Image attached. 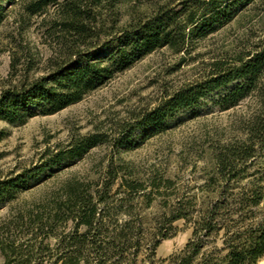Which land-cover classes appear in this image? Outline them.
Here are the masks:
<instances>
[{
    "label": "trees",
    "instance_id": "trees-1",
    "mask_svg": "<svg viewBox=\"0 0 264 264\" xmlns=\"http://www.w3.org/2000/svg\"><path fill=\"white\" fill-rule=\"evenodd\" d=\"M102 1L0 0V21L7 6L18 5L27 16L47 15L48 8L54 7L55 16L47 21L45 34L56 44L43 74L22 78L0 91V120L22 125L35 115L54 114L160 48L187 50L195 40L229 23L254 2L170 0L122 27L105 31L96 11ZM19 49L11 51V67L21 58L31 60L27 47ZM214 93L221 109L232 108L246 97L254 99L255 107L244 125L245 139L217 151L215 168L208 178V183L215 185L213 196L203 200L198 209L191 201L178 200L150 228L135 211L131 196L143 184L125 177L131 176L126 165H110L99 183L68 182L62 199L38 207L35 215L29 212L28 221L20 225L26 226L30 235L9 239V224L0 227L1 264L257 263L264 256V167L252 172L248 168L264 154V42L230 61H215L201 79L170 92L136 115L132 123L122 125L116 137L87 133L49 153L38 166L11 171L0 179V203L14 199L40 172L79 158L102 143L109 142L114 148L133 147L135 132L142 138L160 132L178 112L195 110L201 100ZM3 136L0 130V140ZM117 178L118 187L126 186L130 194L115 201L110 190ZM181 218L191 222V237L179 251L156 258L160 241L174 234L172 223ZM67 223L70 225L65 230ZM50 238L52 243L47 240Z\"/></svg>",
    "mask_w": 264,
    "mask_h": 264
},
{
    "label": "rangeland",
    "instance_id": "rangeland-1",
    "mask_svg": "<svg viewBox=\"0 0 264 264\" xmlns=\"http://www.w3.org/2000/svg\"><path fill=\"white\" fill-rule=\"evenodd\" d=\"M167 1L170 0H103L96 8L99 24L111 31ZM54 14V7H49L44 16H27L18 5L6 7L0 21V91L22 78L31 79L45 72L46 61L56 46L45 34V25ZM263 42L264 0H254L229 23L195 40L187 50L160 48L54 114L35 115L22 125L0 120V130L4 132L0 140V179L11 171L42 164L49 153L81 135L100 132L107 139L116 137L122 125L132 123L136 115L155 106L170 92L201 79L215 61H230L236 54H244ZM21 46L29 49L31 60L21 58L19 64L11 67V51H19ZM217 97L214 93L201 100L195 110L178 112L160 132L143 138L135 132L132 138L136 144L131 148H114L105 142L79 158L40 172L14 199L0 203V227H11L6 237L30 235L26 226L20 225L28 221L29 212L35 215L38 207L62 199L63 187L68 182L99 183L110 165H126L131 176L125 177L143 184L131 196L135 211L150 223V228L178 200L191 201L192 207L198 209L203 200L213 196L215 185H210L208 178L215 168L217 151L245 139L244 125L255 107L254 99L246 97L232 108L221 109L215 103ZM263 167L264 154L254 159L248 172ZM119 183L117 178L110 190L115 201L130 194L126 186L119 188ZM69 225L64 226L65 230ZM172 225L174 234L160 241L156 258L179 251L191 237V222L181 218ZM47 240L53 242V238ZM255 264H264V256Z\"/></svg>",
    "mask_w": 264,
    "mask_h": 264
}]
</instances>
